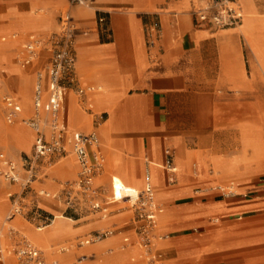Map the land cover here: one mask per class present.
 I'll return each instance as SVG.
<instances>
[{"label":"crops","instance_id":"obj_1","mask_svg":"<svg viewBox=\"0 0 264 264\" xmlns=\"http://www.w3.org/2000/svg\"><path fill=\"white\" fill-rule=\"evenodd\" d=\"M62 1L27 0L5 5V0H0V35H45L42 33L51 27L50 20L34 17L31 12L39 5L58 7ZM200 1L95 0L91 8H83L70 7L65 0L64 14H69L79 29L75 46L79 85L99 89L86 96L92 106V115L87 114L102 116L103 121L94 128L93 120L78 113L84 111L74 94L63 91L59 126L65 132H96L103 171L105 153L107 170L113 173L110 189L114 195L122 193L121 188L144 190L131 186L130 170L144 181L149 170L152 190L168 202L160 225L170 236V247L163 253L156 249L162 262L264 264V0H235L242 12L241 23L224 30L195 25L193 13ZM100 16L107 21V33L101 30ZM62 17L53 32L63 29ZM37 19L47 21L40 24ZM0 59V74L14 78L5 85L7 95L19 103L21 117L30 118L35 73L43 60L21 68L28 78L24 105L18 89L19 70L12 65V58L8 64L5 57ZM28 69L32 75L27 74ZM64 102L71 104L74 116L69 129L65 128ZM17 121L23 124L21 119ZM83 121L86 127L81 129L78 125ZM26 128L30 133L0 126V143L10 137L16 147L32 148L35 134ZM26 132L31 135L29 146L23 137ZM0 153L13 159L2 149ZM22 154L26 153L18 155ZM70 159L72 174H76L77 165ZM149 162L160 166L155 168ZM168 166L176 169L178 183L174 186L167 180ZM54 173L65 175L63 164ZM218 184L230 185L236 195L221 196L214 191ZM5 186L0 182V193L7 188L0 194V221L10 209L7 194L13 189ZM40 187L51 193V187ZM47 202L51 201L41 200L40 205ZM53 212L63 214L58 209ZM11 225L34 245H43L34 239L35 234L31 240L17 219ZM69 229L72 235L55 241L73 236L75 232ZM77 242L73 244L76 250L87 247H78ZM8 244L2 223L0 261L7 258L15 263L2 252ZM42 251L47 264H59L58 257L69 248L56 246ZM135 255V251L126 252L103 264H134L130 257Z\"/></svg>","mask_w":264,"mask_h":264},{"label":"built area","instance_id":"obj_2","mask_svg":"<svg viewBox=\"0 0 264 264\" xmlns=\"http://www.w3.org/2000/svg\"><path fill=\"white\" fill-rule=\"evenodd\" d=\"M95 0H67L70 7L91 8ZM195 25L209 24L216 30L234 28L241 23L242 12L235 0H202L193 13ZM64 27L59 32L42 36H29L17 56L21 68H27L43 60V65L35 73L32 96V116L21 117L19 103L11 96L1 98L3 118L7 125L21 119L34 134V143L29 154H22L17 160L0 153V181L13 188L7 194L10 210L3 221L9 240L2 249L16 264H47L44 252L34 245L21 231L11 225L17 218L36 222V230L51 226L55 217L40 207L41 200H49L63 207V214L85 212L106 218L107 209L99 205L94 181L103 174V157L98 151V137L95 131L88 134L65 132L59 126V96L69 91L76 97L80 108L92 115V106L86 96L99 91L97 88H81L76 75V38L79 29L69 14L61 18ZM101 30L107 33V21L99 17ZM155 32V28L151 29ZM92 125L96 128L102 116H94ZM72 158L77 165L75 180L66 182L58 193L51 194L40 186L48 178L49 170L61 160ZM168 183H174L176 169L168 166ZM148 172H145L147 179ZM233 188L217 186L214 191L221 196L234 197ZM127 203L144 223L137 236L145 248V264H162V257L156 251L157 237L154 225L157 215L162 213L154 203L153 190L148 182L144 190L137 192L123 188L122 196L111 195V201ZM112 235L110 231H95L78 240L77 246L98 244ZM60 251H66L60 248Z\"/></svg>","mask_w":264,"mask_h":264},{"label":"rangeland","instance_id":"obj_3","mask_svg":"<svg viewBox=\"0 0 264 264\" xmlns=\"http://www.w3.org/2000/svg\"><path fill=\"white\" fill-rule=\"evenodd\" d=\"M13 0H5V5H9L12 3L15 4H23L26 3L27 0H18L16 2H11ZM40 3H53V0H39ZM202 1V0H201ZM200 1V4H201ZM11 2V3H9ZM22 9L24 6H22ZM66 2L65 0L62 1V3L58 7H49V6H43L39 5L36 10L31 12L34 17L38 18H46L49 19L51 22V27L47 29L42 34H48L50 32H53V30L56 29L57 24L59 23L60 17L64 15L66 12ZM93 11V10H92ZM46 19H37L35 20L36 23H45ZM46 20V21H44ZM9 21V20H7ZM35 24V22H33ZM32 24V25H34ZM36 28V27H35ZM15 35V36H14ZM28 34H16V33H9V34H1L0 35V56L5 57L7 64L11 60L12 65L19 71H16L18 73L19 78V95L22 97V102L25 105L26 103V87L28 84V78L21 73V67L18 64L17 56L20 53L21 46L24 44V42L27 40ZM4 40V42L2 41ZM18 41H20V44L18 46ZM10 42V43H9ZM7 43V44H6ZM5 44V45H1ZM18 47V48H17ZM0 61H3L0 59ZM0 66V71H1ZM28 75H32V70L28 69L27 71ZM31 78V77H30ZM11 77H8L5 75L0 74V126L5 130H11L16 127L22 128L29 132V130L26 128L24 124H21L19 121H17L12 126H7L4 122L3 118V107L1 103V98L4 95L10 94L8 93L5 85L6 83H10L12 81ZM63 106L65 108V117L67 125H65L66 129H69L71 127L70 122L74 120L72 107L69 102H64ZM78 113L83 115L84 117L88 118L89 120H94L95 117L88 116L87 113H84L82 111L78 110ZM95 115H99L100 112L95 113ZM110 122V121H109ZM108 122V123H109ZM79 128L84 129L86 127L85 121L82 122V124L79 123ZM14 132V131H13ZM12 132V133H13ZM26 132L23 137L24 140L27 142V146L30 144L31 135ZM18 131H15V134L18 135ZM0 149L4 150V152L9 155L11 158L17 160L19 157V153L23 152L26 154H29L31 151V147H29L28 150H23L15 146L14 141L12 138L7 137L5 141L0 143ZM103 149V148H102ZM118 157V156H117ZM105 158V168L103 171V174L98 177L94 181V188L97 189L98 195V201L99 205L103 206L107 209V216L106 218L99 217L97 215H90L86 214L85 212L81 214H73V213H54V209H58L60 211H63V207L54 203V202H47L48 204H45V206L40 207L45 210L48 213L53 214L56 219L53 221L50 227L44 229L41 233L37 234L36 231V222H32L31 218H28V221L21 218H17V224L24 228L26 234L33 240L34 239L43 244L39 245L36 244L37 247L39 246L40 249L48 252L51 248H55L56 246H64L69 248V251L67 253L62 254L58 257L59 264H103L104 262L108 260H112L115 258H121L124 256L126 252L135 251L136 255L130 259L134 261V264H145L144 261V251L145 248L142 246V242L137 236V233L140 231L141 227L144 225V223L140 220V217L136 215V213L133 211L132 208L129 207L127 203L123 202H115L114 204H106L105 198L110 199L111 195L113 196V188L110 189V177L113 175L110 171L107 170V156L104 153ZM149 160V159H148ZM155 166V168L159 167L160 165L157 163L149 162ZM63 164L64 166V173H54L51 174V172L56 171V169ZM74 165L72 160L65 159L61 160L58 164H55L48 173V178L44 182L45 188L51 187V194L58 193L61 188H63V185L66 182H71L75 180L76 174L73 173ZM145 167L142 168V173ZM165 171V170H164ZM72 174V175H71ZM131 178H130V184L132 187L137 189H143L145 188V181L141 178H137L134 176L132 170H130ZM70 175V176H69ZM122 178V177H121ZM194 178V177H193ZM1 182V181H0ZM4 187H6L3 182H1ZM178 183V177L174 178V183L170 184V186H174ZM149 185L152 187L151 179H149ZM223 184H218L216 186L221 187H229L230 185L222 186ZM215 188V187H214ZM7 188L2 189L1 195L5 193ZM123 189V188H121ZM213 190L212 188L206 189V190ZM13 190V189H12ZM203 191H205L203 189ZM48 192V191H47ZM140 192V191H137ZM208 192V191H207ZM50 193V192H49ZM232 193H236V191L233 189ZM159 193H155L153 191V199L154 203L160 206L162 209V213L157 215L154 225V233L157 235V237H163L161 240H156V248L155 249H161L162 253L165 252L167 248L170 246L168 245L170 243L169 237L167 236V233L161 230L160 225V217L163 216L166 213V205L168 202L162 201L158 197ZM121 195H115L116 198H120ZM111 201V200H110ZM10 210V209H9ZM9 210L7 209V212L5 216H7ZM4 216V217H5ZM3 217V218H4ZM69 227L72 228V230L75 232V234L69 238L57 240L58 237H66L72 235V231L69 229ZM3 223V220L0 221V226ZM61 231L69 233L66 234H60ZM95 231H110L112 232V235H110L108 238L104 239L98 244L87 246L82 248L81 250H76L73 247L74 242H77L79 239H83L87 237L89 234L95 232ZM124 240H127L124 242ZM54 241V242H51ZM50 242V243H48ZM47 243V244H46ZM84 255L86 258H82L81 256ZM5 257V256H4ZM142 257V263L140 262V258ZM0 264H15L13 260L11 259H3L0 261ZM162 264H165L162 262Z\"/></svg>","mask_w":264,"mask_h":264},{"label":"bare ground","instance_id":"obj_4","mask_svg":"<svg viewBox=\"0 0 264 264\" xmlns=\"http://www.w3.org/2000/svg\"><path fill=\"white\" fill-rule=\"evenodd\" d=\"M34 24V23H33ZM35 25V24H34ZM15 36V35H14ZM6 77V76H5ZM147 172H148V177H147V179L145 178V183H147L148 182V184H149V179H150V173H149V170L147 169ZM150 187H151V185H149ZM145 187H146V184H145ZM152 188V187H151ZM120 195H121V193H120ZM66 234V235H68L69 233H67V232H64V231H61L60 232V234Z\"/></svg>","mask_w":264,"mask_h":264}]
</instances>
